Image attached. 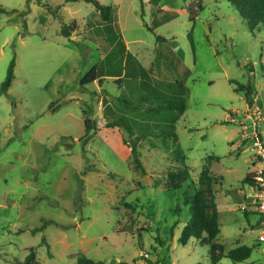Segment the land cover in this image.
Masks as SVG:
<instances>
[{"label": "rangeland", "instance_id": "rangeland-1", "mask_svg": "<svg viewBox=\"0 0 264 264\" xmlns=\"http://www.w3.org/2000/svg\"><path fill=\"white\" fill-rule=\"evenodd\" d=\"M98 1L114 6L113 24L86 1L0 0V86L16 61L0 95V264H27L31 247L42 264L82 256L96 264H212L210 246L194 236L180 241L193 219L192 193L205 191L210 201L209 186L219 212L214 243L224 253L218 264H264L259 216L244 208L247 175L264 170V26L251 30L229 0ZM63 25L74 29L69 38ZM114 32L134 57L128 69H146L162 87L184 83L183 111L122 102L142 82L134 77L122 87L113 78L81 84ZM156 51L173 75L155 70ZM232 80L254 91L237 92ZM110 111L135 135L107 131ZM170 125L178 139L142 136ZM132 146L141 169L125 151ZM177 170L190 181L168 191ZM241 246L252 247L248 259L226 257Z\"/></svg>", "mask_w": 264, "mask_h": 264}, {"label": "trees", "instance_id": "trees-1", "mask_svg": "<svg viewBox=\"0 0 264 264\" xmlns=\"http://www.w3.org/2000/svg\"><path fill=\"white\" fill-rule=\"evenodd\" d=\"M77 1H86L88 3H92L95 5L98 13L104 22L108 24H113L115 21V8L113 5H105L100 3L98 0H66V2H77ZM240 12L241 16L245 19L248 26L251 30L256 29L259 25L264 26V0H229ZM61 8V5L58 7ZM4 9L0 7V12H3ZM73 27L63 25L62 34L69 38L71 36V32L73 31ZM159 40H163L162 36H158ZM111 40V49L108 51L106 56L103 58V61L92 67L81 79L82 85H88L92 83H97L100 87H103L105 83L110 78H113L120 87L125 83V79L129 76L133 79L141 80L140 86L135 87L132 86V92L130 97L123 98L121 101L125 103H130L131 101L137 102V106L139 108L148 109L149 111L155 110L157 108H162L165 110H181L183 111L186 108V89L184 83L180 80H172L168 82L165 87H162L164 82L158 84H154L151 81L149 82V75L146 72V69L142 67L137 70V68L128 69V63L134 59L133 55L129 52L127 43L123 39L121 34H117L114 32L113 40ZM155 70L160 75H165L169 73L173 75L170 63L168 59L159 51H156V56L154 63ZM15 59L11 61L7 75L5 80L2 82L0 86V95L7 94L15 77ZM141 77V78H140ZM146 79V80H145ZM136 80V81H137ZM236 84L235 90L237 92L247 91V93H252L254 91L253 85L248 83L247 85H243L238 81H231ZM128 83V82H126ZM136 83V82H135ZM136 85V84H133ZM104 102H107L104 99ZM53 106V104H52ZM55 111V108L53 109ZM109 118L106 124V129L114 136H120L122 131H126L130 134V136H134L135 132L127 128L125 125L124 119L118 117L116 113L110 111L108 113ZM85 126H86V134L85 137L91 136V131L93 129L92 120L87 117L85 113ZM169 131V132H165ZM142 136L149 137H162L165 138V134L169 137H173L174 139H178V135L176 129L173 125H170V129L168 130H157L155 128L151 130H146L145 132H141ZM126 143V142H125ZM125 150V148H124ZM130 156H134L135 168L141 169L143 167V162L140 161L139 155L137 154V150L135 146H132L129 149H126ZM144 171V170H142ZM206 173H204L205 175ZM253 174H248L246 180L248 182L253 181ZM170 181L167 182L166 188L168 191H180L184 188L185 184H188L190 181L188 175L182 170L172 171L169 173ZM209 197L210 201L205 196V191H194L191 195L192 203H191V212L193 214V219L190 223H188L187 231H184L182 234L180 241L185 245L191 236L202 241L203 244L211 247L210 249V257L212 264H218L222 257H224L223 248L214 243L215 239L220 234V225H219V212L216 208L215 202L213 200V193L211 187L209 186ZM52 223H56L54 221H50ZM45 225L37 228H33L32 232H38L43 230ZM44 242H46L44 240ZM217 251H219L217 253ZM252 247L249 246H241L236 249L229 251L226 257L231 258L235 262L243 261L248 259L251 256ZM25 263L27 264H42L36 255V248L31 247L30 253L25 258ZM78 264H96L92 259L82 256L78 259Z\"/></svg>", "mask_w": 264, "mask_h": 264}, {"label": "built area", "instance_id": "built-area-1", "mask_svg": "<svg viewBox=\"0 0 264 264\" xmlns=\"http://www.w3.org/2000/svg\"><path fill=\"white\" fill-rule=\"evenodd\" d=\"M99 126H104V121L99 120ZM261 136H258L260 140ZM259 148H262L261 142H258ZM244 200L247 201L244 204V208L248 206L254 208L259 216L260 232L257 237V241L262 246V252L264 254V170L256 173L253 176V181L248 185V192L244 195ZM144 256H148V253H142Z\"/></svg>", "mask_w": 264, "mask_h": 264}]
</instances>
